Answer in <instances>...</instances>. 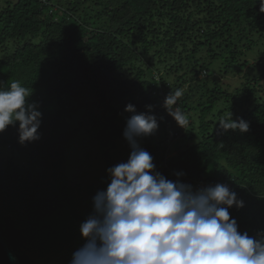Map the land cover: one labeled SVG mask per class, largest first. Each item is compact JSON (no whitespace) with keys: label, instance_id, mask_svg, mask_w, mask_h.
<instances>
[{"label":"trees","instance_id":"16d2710c","mask_svg":"<svg viewBox=\"0 0 264 264\" xmlns=\"http://www.w3.org/2000/svg\"><path fill=\"white\" fill-rule=\"evenodd\" d=\"M257 35V0H0V86L20 81L42 113L37 141L20 144L18 123L0 133V147L29 161L5 157L0 171V224L18 252L32 264H70L82 243L67 152L81 126L65 120L79 114L87 128H101L98 138H120L128 104L138 112L152 105L164 128L157 147L146 148L153 158L175 144L174 156L158 160L161 174L175 181L183 172L179 179L194 187L228 184L245 202L229 209L238 230H264V95L234 118L249 123L246 133H221L219 119L207 120L228 96L211 79L213 66L230 73ZM172 88L184 89L178 106L187 116L202 107L197 127L168 115L162 104ZM255 91L246 89L244 104ZM180 131L198 141L180 144Z\"/></svg>","mask_w":264,"mask_h":264},{"label":"clouds","instance_id":"9594fccd","mask_svg":"<svg viewBox=\"0 0 264 264\" xmlns=\"http://www.w3.org/2000/svg\"><path fill=\"white\" fill-rule=\"evenodd\" d=\"M257 3L264 13V0ZM31 95L20 81L0 86V133L18 123L22 145L40 139L42 113L29 102ZM183 95V88H172L163 107L186 128L189 118L178 106ZM146 107V112L132 104L125 108L131 113L123 131L130 156L107 169L110 183L93 197V213L80 225L85 242L70 264H264V230L255 236L238 230L229 209L245 202L228 184L194 187L179 179L183 172H176L174 181L156 170L153 156L139 143L159 129L153 106ZM218 126L221 133H246L250 127L232 113L221 116Z\"/></svg>","mask_w":264,"mask_h":264},{"label":"rangeland","instance_id":"374dc122","mask_svg":"<svg viewBox=\"0 0 264 264\" xmlns=\"http://www.w3.org/2000/svg\"><path fill=\"white\" fill-rule=\"evenodd\" d=\"M254 40H256L255 45L251 49L246 50L245 57L236 64L230 73L227 74L225 71H223V73L218 69L217 65L213 66L216 75L211 79H217L219 88L227 93L228 96L222 99L216 106L214 112L207 117V120L211 121L213 117L219 119L221 116H227L231 113L234 119L244 109L249 107V105H253L258 98L263 97L264 37L257 35ZM168 80L172 82V78L169 77ZM246 89L257 90L251 98V104L243 103V99L247 96ZM198 98V96H195L194 101L196 102ZM234 110L236 111L235 114H233ZM200 111H202V107H199L197 103H195L194 109L188 116L189 128L187 129H192V123L194 127H197ZM221 111H223V113L220 114ZM86 119L87 117L78 114L73 117H67L65 120L71 127L81 126L80 133L72 142L67 152V179L76 191L75 210L79 225L93 213V197L95 194L99 190H106L107 185L110 183V176L107 169L118 163L126 162L131 153L130 145L124 136L120 138H98L97 134L100 132L101 128H87L89 120L86 121ZM184 133H182V131L178 133L179 141H177L180 142V144L187 145L198 141V139H195L194 142L188 139H182ZM163 135L164 128L159 127L155 134L140 138L139 143L145 150L149 144H152L153 147H157ZM178 136H176V138H178ZM170 138L172 141L173 136ZM1 152L3 157H15L16 162L18 160L22 161L25 166L29 165V161L24 159L17 151L3 148ZM155 152H157L154 157L156 170L160 172L161 165L158 163V160H160L159 158L164 157L166 161L174 156L177 151L175 150V144L170 142L158 147ZM79 242H81L82 245L85 242L81 236L80 228Z\"/></svg>","mask_w":264,"mask_h":264},{"label":"water","instance_id":"95a60500","mask_svg":"<svg viewBox=\"0 0 264 264\" xmlns=\"http://www.w3.org/2000/svg\"><path fill=\"white\" fill-rule=\"evenodd\" d=\"M18 246V241L7 234L0 224V264H32L26 254L18 252Z\"/></svg>","mask_w":264,"mask_h":264},{"label":"flooded vegetation","instance_id":"af4514ba","mask_svg":"<svg viewBox=\"0 0 264 264\" xmlns=\"http://www.w3.org/2000/svg\"><path fill=\"white\" fill-rule=\"evenodd\" d=\"M4 147H0V171H1V167L2 165L5 163L6 159L5 157H3V154L1 152V149H3Z\"/></svg>","mask_w":264,"mask_h":264},{"label":"built area","instance_id":"2783aa9c","mask_svg":"<svg viewBox=\"0 0 264 264\" xmlns=\"http://www.w3.org/2000/svg\"><path fill=\"white\" fill-rule=\"evenodd\" d=\"M157 93H158V92H156L155 94H157ZM159 93H161V94H162L163 92H162V91H159ZM163 103H164V101H163Z\"/></svg>","mask_w":264,"mask_h":264}]
</instances>
